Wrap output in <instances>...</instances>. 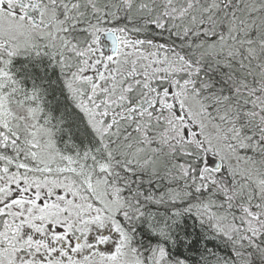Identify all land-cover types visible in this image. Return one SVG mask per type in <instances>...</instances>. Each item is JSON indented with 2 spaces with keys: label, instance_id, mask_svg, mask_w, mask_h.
Here are the masks:
<instances>
[{
  "label": "snow or ice",
  "instance_id": "1",
  "mask_svg": "<svg viewBox=\"0 0 264 264\" xmlns=\"http://www.w3.org/2000/svg\"><path fill=\"white\" fill-rule=\"evenodd\" d=\"M0 264H264V0H0Z\"/></svg>",
  "mask_w": 264,
  "mask_h": 264
}]
</instances>
